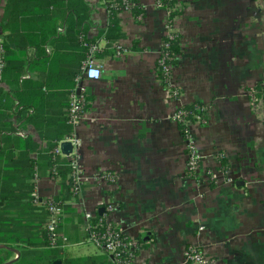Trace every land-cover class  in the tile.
I'll return each mask as SVG.
<instances>
[{"label": "crops", "instance_id": "obj_1", "mask_svg": "<svg viewBox=\"0 0 264 264\" xmlns=\"http://www.w3.org/2000/svg\"><path fill=\"white\" fill-rule=\"evenodd\" d=\"M129 1L135 11L111 18L107 0H0L7 51L0 264H112L88 242L85 220L108 206L109 220L140 243L134 264H194L185 256L190 249L208 264H264V100L251 95L253 88L264 92V0H175L177 99L156 67L169 13L158 0ZM66 19L84 20L85 37L100 47L102 77L82 83L91 101L77 134L87 180L62 208L59 229L68 245L51 249L47 214L33 199L56 200L66 191L50 167L54 138L70 135V74L82 56L73 37H57L65 35L57 20ZM115 21L120 36L111 40ZM20 101L38 111L18 113ZM192 104L208 108L206 123L192 127L202 157L198 178L186 174V142L173 120ZM111 173L116 183L97 178Z\"/></svg>", "mask_w": 264, "mask_h": 264}, {"label": "built area", "instance_id": "obj_2", "mask_svg": "<svg viewBox=\"0 0 264 264\" xmlns=\"http://www.w3.org/2000/svg\"><path fill=\"white\" fill-rule=\"evenodd\" d=\"M123 4L125 6L124 10L126 11L133 7V3L129 0H123ZM180 9L181 5L176 2L172 12H176ZM168 13L169 19L165 32V37L168 41L161 47L158 63L162 68L163 76L169 80L170 87L168 90L170 96L177 99L181 97V92L172 82V71L174 67L170 62L173 60L174 56L170 52V44L172 41L179 38V35L173 31L172 26L174 21L170 19V11H168ZM84 46L88 48V54L82 64L80 72L74 79L75 86L69 93L68 107L66 109L67 123L73 130L66 139L59 141L54 149L55 158L58 156L67 160L66 167L69 170L67 180L71 187V193L77 198L80 197L87 180L82 165V142L77 134L79 129L89 121V111L91 107L88 92L82 86V83L83 81H97L102 77V67L95 59L100 47L96 44L88 43H85ZM5 56L6 42L0 28V80L6 68ZM260 94L261 97H258ZM251 95L253 100L258 104L264 100V92L258 91V89H251ZM197 109L199 110L188 112L185 110V106H181L173 114V120L184 128L187 158L186 174L189 178H198L201 176L202 157L198 152L196 141L193 137L192 127L194 125L206 123L208 108L202 105L201 107L198 106ZM190 115H193V119L190 118ZM15 134L21 138H27V134L21 129H17ZM64 143H70L72 146V152L69 155H65L62 152L61 146ZM219 158H221V156H219ZM58 168L59 167L56 165L52 172L57 173ZM97 178H104L112 183H116L118 180L117 175L113 173L98 175ZM33 202L47 211L48 216L44 224V231L47 235L49 247L51 249H64L68 245L69 239L59 229L60 220L63 215L62 206L54 199H46L43 201L38 196L34 197ZM101 206H104V204H101ZM104 211L105 213L100 216L93 215L92 213L85 215L88 242L107 253L111 257L112 264H134L141 249L139 241L127 237L109 220L108 213L111 211V206L104 208ZM185 256L188 261L194 264H208V260L196 249L188 250Z\"/></svg>", "mask_w": 264, "mask_h": 264}, {"label": "trees", "instance_id": "obj_3", "mask_svg": "<svg viewBox=\"0 0 264 264\" xmlns=\"http://www.w3.org/2000/svg\"><path fill=\"white\" fill-rule=\"evenodd\" d=\"M64 5H68L70 3V0H60ZM158 2L160 3L161 6H163L164 8H166L168 11H170L171 15H170V19L171 21H174L175 17H177V11L176 12H172V9L174 8L175 5V1L174 0H158ZM124 4H123V0H107V9L109 11V15L111 16V18H116V16H118L121 12L124 11ZM137 9V7H133L131 10L135 11ZM84 23V20H57V33H58V28L59 27H63L65 29V35L62 36V34H57V37H60V39L64 38L65 36L71 38L73 37L76 41V45L78 47H80L82 49V56L79 58V64L77 66V69L74 73L70 74V80L72 81V85L70 84V87L68 89V101H69V93L73 90L75 83H74V79L76 77V75L80 72L81 67L83 62L85 61L87 54H88V48H86L84 45L85 43L87 44H94L92 42H90L86 37L85 34L82 31V24ZM110 31H113V34H108V38L109 39H116L118 38L119 35V29H118V25H117V21H115L114 25H113V29H111ZM180 36L179 38H177L176 40L171 42V54L174 56L173 60L170 62L172 64L173 67H175L177 65V59L176 57L178 55L181 54V47H180ZM167 38L164 37L163 42H162V47L165 43H167ZM163 50V48H162ZM7 52V51H6ZM5 56V60H6ZM157 77L159 78V80L163 83V85L169 89L170 87V83L169 80L167 78H165L163 76L162 73V68L159 65L158 61H157ZM6 68H7V60H6ZM6 68L3 72V77L0 80L1 82H4L5 80V73H6ZM70 81V82H71ZM4 98V91L3 88L0 86V100ZM20 104L18 105V110L20 109V111L18 113H26L29 114L30 110L33 109V111H38V107L37 105H33V104H28L26 102H19ZM1 106V105H0ZM201 107L202 105L200 104H192V105H187L185 106V110L188 112H193L195 110H199L197 109V107ZM199 112V111H198ZM35 118L37 117L36 115L34 116ZM193 115H190V118H192ZM34 118H31V120ZM67 120V118H66ZM180 128V132L181 135L183 137V139H185V132H184V128L179 126ZM72 127H69V129L66 130L67 134H70L72 132ZM63 135V134H62ZM62 135H57V138H54L55 140H53L54 142L52 143V146L50 148L51 152V160H50V167H51V175L52 177H62L65 180L66 183V191L65 193H63L62 196H60L59 198L56 199L57 202H59V204L62 206H64L66 201H69L73 198H76L73 196V194L71 193V187L70 184L68 183V174H69V170L66 167L67 165V160L62 159L60 157L57 156V158L54 157V149L56 147V144L63 140V136ZM58 166L59 168L57 169V173H53V169L55 166ZM46 214L47 211L45 210ZM48 216V215H47ZM47 220V217H46ZM46 222V221H45ZM46 233V232H45ZM48 241V240H47ZM49 245V244H48Z\"/></svg>", "mask_w": 264, "mask_h": 264}, {"label": "water", "instance_id": "obj_4", "mask_svg": "<svg viewBox=\"0 0 264 264\" xmlns=\"http://www.w3.org/2000/svg\"><path fill=\"white\" fill-rule=\"evenodd\" d=\"M61 149H62V152L65 155H69L72 152V146H71L70 143H64V144H62ZM103 211H104V209H101L100 210V214H102ZM55 264H59V262H56Z\"/></svg>", "mask_w": 264, "mask_h": 264}]
</instances>
